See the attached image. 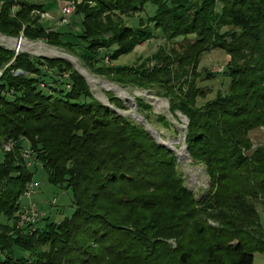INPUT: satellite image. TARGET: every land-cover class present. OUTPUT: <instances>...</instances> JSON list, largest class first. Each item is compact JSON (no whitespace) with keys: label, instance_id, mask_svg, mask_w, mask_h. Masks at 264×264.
Wrapping results in <instances>:
<instances>
[{"label":"trees","instance_id":"1","mask_svg":"<svg viewBox=\"0 0 264 264\" xmlns=\"http://www.w3.org/2000/svg\"><path fill=\"white\" fill-rule=\"evenodd\" d=\"M61 1L74 2L82 18L75 38L94 56L100 47L129 39L110 52L113 60L153 39L156 31L166 41L193 38L182 55H164L160 67L139 71L138 84L156 85L158 94L168 98L171 112L186 116L187 151L204 162L212 181L238 183L230 194L206 202L228 229L210 230L216 245L205 248V262L253 264L255 253L264 254L255 206H264V146L250 156L242 150L247 148L246 134L264 124V0ZM12 4L2 3L1 34L17 36L24 25L28 40L75 51L73 44L61 43V34L46 32L29 16L33 10L48 12V3L19 1L16 18L10 17ZM147 5L153 13L140 18L136 27L116 29L110 41L89 26L104 14L143 13ZM211 50L229 56L221 73L230 81L225 93L196 107L197 98L207 95L197 81L214 78L207 69L197 71L202 55ZM16 71L24 74L14 75ZM107 98L112 107L122 108L120 100ZM136 103L143 111L149 109L141 100ZM8 141L11 150L1 151ZM24 151L40 164L48 183L72 196L71 216L58 223L43 217L33 231L34 224L18 223L20 198L33 181ZM0 156V264L190 262L192 254L182 243L197 213L192 194L174 170V156L142 125L95 99L66 61L15 55L0 46ZM199 225L194 228L197 235L205 229L204 222ZM174 237L176 248L166 242Z\"/></svg>","mask_w":264,"mask_h":264},{"label":"rangeland","instance_id":"2","mask_svg":"<svg viewBox=\"0 0 264 264\" xmlns=\"http://www.w3.org/2000/svg\"><path fill=\"white\" fill-rule=\"evenodd\" d=\"M3 1L0 0V9ZM13 2L10 9V17H15L16 12L21 10L19 1H25L29 4H49L48 12H40L33 10L29 13L32 19H36L38 23L46 28V32L61 34V43L69 42L73 44L75 51L65 49L45 42V40L36 39L28 40L23 36L24 25L18 32L17 36H9L0 33V46L14 52V54H27L30 57L59 59L66 61L72 68V71L81 76L88 85L92 96L99 100L102 104L109 106L118 115L127 117L138 125H142L149 136L160 146L169 150L175 158L174 170L181 179L182 185L192 194L194 202V210L197 213V218H192L191 223L194 225L192 232L186 235L183 240V247L189 250L192 254L188 264H207L205 262L207 253L205 248H210L216 245V238L211 229H225L222 220L217 218V209L210 207L211 199L218 195H227L237 188L238 183L235 181H225L218 185L212 181L206 165L200 160H194L190 157L186 148V132L188 121L178 110L171 112L168 98L158 94L156 85L152 87H143L137 80L140 78L139 71L144 69H152L162 65V56L177 54L182 55L187 43L193 42V38L187 40L177 38L173 41H166L159 31L154 32V38L148 41H143L135 45L129 52L122 53L119 57L110 60V52L118 50L119 47L125 46L129 39L109 43L108 47L98 48V53L94 56L88 53L83 44L75 38L82 30V18L77 14L76 8L69 15H64L62 7L65 2L61 0H10ZM74 3V2H73ZM75 5V4H74ZM92 6V4H89ZM217 7V11H218ZM154 8L151 5L145 7L143 13L134 12L127 13H110L104 14L98 20L89 22V26L96 33L101 34V38L106 41L113 39L116 29L122 26H138L140 18L145 19L147 15L153 13ZM16 18V17H15ZM18 19V17H17ZM10 39V40H9ZM20 43L19 51L15 49L16 43ZM14 48V49H13ZM173 53V54H172ZM83 55L92 58L85 59ZM96 58V59H94ZM229 62V56L220 50H211L204 53L200 59L198 66L199 72L207 69L214 74V78L208 81L199 80L196 83L198 88L206 90L205 98H197L196 107L203 106L207 101L214 99L218 94H223L228 88L229 79L222 75L225 65ZM12 63V62H11ZM109 68L106 71L101 68ZM24 74L21 71L14 72V75ZM138 74V75H137ZM146 84V83H145ZM148 84V82H147ZM169 84L168 86H170ZM151 86V85H150ZM175 88V87H174ZM182 93V91H181ZM107 95L117 98L122 103V108L116 109L110 105ZM137 100L143 101L148 110H141L137 105ZM147 126V130L144 127ZM247 144L243 147L242 152L250 156L253 151L264 146V124H258L250 130L245 137ZM12 144L10 141L2 143L1 151H4V145ZM24 148H27V143H24ZM166 146H164V145ZM2 156V155H1ZM0 156V162L2 157ZM28 168L33 172V181L37 182L35 194L31 199L25 200L22 196L20 202L22 205H27L32 202L39 211V217L33 223L31 230L35 224L41 226L44 221L43 217H48L49 222L58 223L65 217L71 216L73 207L71 204L72 196L69 190H64L48 183L45 173L40 167V164L32 157L26 161ZM230 191V192H229ZM225 194V195H224ZM222 197V196H221ZM223 199V198H221ZM210 200V201H209ZM231 206L232 204H226ZM256 212L264 235V206L256 204ZM235 214V213H234ZM221 218V217H220ZM222 219V218H221ZM0 221H2L0 219ZM199 221L205 223L204 232L197 235L194 228L200 226ZM176 239L167 240L172 248H176ZM224 243L225 239H223ZM232 244L234 241H231ZM230 242V243H231ZM221 243V242H219ZM45 250V248L43 249ZM25 257L32 258L31 255L25 254ZM253 264H264V254L255 253Z\"/></svg>","mask_w":264,"mask_h":264},{"label":"built area","instance_id":"3","mask_svg":"<svg viewBox=\"0 0 264 264\" xmlns=\"http://www.w3.org/2000/svg\"><path fill=\"white\" fill-rule=\"evenodd\" d=\"M74 3L73 2H65L62 7V12L64 15H69L74 11ZM5 152H9L12 148V144L3 146ZM23 157L25 159H30V152L24 151ZM38 184L37 182L32 181L28 184L26 190L23 193V197L25 200H30L32 195L35 194L36 188ZM39 217L38 208L32 203L28 202L27 205H21L20 210L18 212V223L20 225L33 224Z\"/></svg>","mask_w":264,"mask_h":264},{"label":"bare ground","instance_id":"4","mask_svg":"<svg viewBox=\"0 0 264 264\" xmlns=\"http://www.w3.org/2000/svg\"><path fill=\"white\" fill-rule=\"evenodd\" d=\"M16 42V47H15V49H17L18 51H19V47H20V43H21V41L18 43V41H15Z\"/></svg>","mask_w":264,"mask_h":264},{"label":"water","instance_id":"5","mask_svg":"<svg viewBox=\"0 0 264 264\" xmlns=\"http://www.w3.org/2000/svg\"><path fill=\"white\" fill-rule=\"evenodd\" d=\"M19 43V42H18ZM103 104H105V103H103ZM144 127L146 128V130H147V126L146 125H144ZM164 145V144H163ZM164 146H166V145H164ZM167 147V146H166Z\"/></svg>","mask_w":264,"mask_h":264}]
</instances>
